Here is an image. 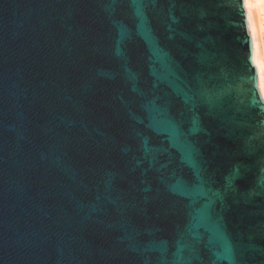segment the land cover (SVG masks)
Returning a JSON list of instances; mask_svg holds the SVG:
<instances>
[{
	"label": "water",
	"instance_id": "95a60500",
	"mask_svg": "<svg viewBox=\"0 0 264 264\" xmlns=\"http://www.w3.org/2000/svg\"><path fill=\"white\" fill-rule=\"evenodd\" d=\"M244 0H0V264H264V99Z\"/></svg>",
	"mask_w": 264,
	"mask_h": 264
},
{
	"label": "bare ground",
	"instance_id": "6f19581e",
	"mask_svg": "<svg viewBox=\"0 0 264 264\" xmlns=\"http://www.w3.org/2000/svg\"><path fill=\"white\" fill-rule=\"evenodd\" d=\"M244 1L259 75V89L264 99V0Z\"/></svg>",
	"mask_w": 264,
	"mask_h": 264
},
{
	"label": "rangeland",
	"instance_id": "374dc122",
	"mask_svg": "<svg viewBox=\"0 0 264 264\" xmlns=\"http://www.w3.org/2000/svg\"><path fill=\"white\" fill-rule=\"evenodd\" d=\"M263 97V96H262Z\"/></svg>",
	"mask_w": 264,
	"mask_h": 264
}]
</instances>
